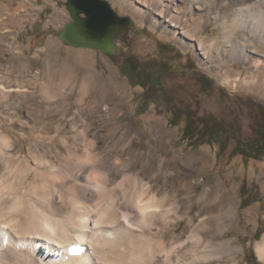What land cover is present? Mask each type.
<instances>
[{"label":"bare ground","instance_id":"1","mask_svg":"<svg viewBox=\"0 0 264 264\" xmlns=\"http://www.w3.org/2000/svg\"><path fill=\"white\" fill-rule=\"evenodd\" d=\"M135 1L188 35L201 24L193 12L200 0L183 7ZM226 1L230 18L220 21V32L240 60L245 43L234 33L264 45V0ZM34 81L0 76V264H239L242 246L224 238L235 203L215 178L206 186L205 157L173 148L160 122L141 139L129 121L124 138L114 139L118 107L126 106L101 78L91 79L98 100H87V118L81 108H65L71 96L57 98L51 86L58 83L40 81L36 92L26 83ZM109 100L111 108L97 104ZM110 110L116 123L105 139L89 120ZM255 248L264 260V235Z\"/></svg>","mask_w":264,"mask_h":264},{"label":"rangeland","instance_id":"2","mask_svg":"<svg viewBox=\"0 0 264 264\" xmlns=\"http://www.w3.org/2000/svg\"><path fill=\"white\" fill-rule=\"evenodd\" d=\"M64 1L0 0V76L15 79L36 76L38 83L53 80L58 83L51 86L57 98L71 96L65 108L69 111L81 108L86 118L93 112L86 106L87 100H98L91 79L105 80L109 90L126 106L118 107L120 125L117 130L114 128L113 138H124L122 133L129 121L141 139L152 125L160 122L169 132L173 148L205 157L209 166L206 186L215 178L236 207L234 223L224 238H232L236 245L242 246L237 256L239 264H264L255 248L264 235V157L244 161L240 154L229 156L234 146L231 138L221 153L217 144L196 146L181 138L186 112L227 121L234 117L243 136L252 135L250 129L259 118L246 98L264 104V45L251 46L247 39L234 33L245 43L242 48L246 56L240 60L233 56L219 25L221 20L230 18V10L222 6L230 1L223 0L217 5L209 0L194 3L193 12L201 13V24L193 35H188L182 26L173 25L167 16L155 14L151 7L138 1L108 0L118 14L131 18L126 36L117 41L108 56L97 48L72 46L59 38V30L71 20ZM188 1L175 0V3L183 7ZM26 83L30 91L39 92L40 84L36 81ZM36 95L40 99V93ZM97 104L106 109L113 107L110 100ZM172 117L177 124L171 123ZM89 121L96 133L107 139L105 135L109 127H114L116 117L110 110ZM241 190L245 207H240ZM186 220L187 217L178 223L177 231Z\"/></svg>","mask_w":264,"mask_h":264},{"label":"trees","instance_id":"3","mask_svg":"<svg viewBox=\"0 0 264 264\" xmlns=\"http://www.w3.org/2000/svg\"><path fill=\"white\" fill-rule=\"evenodd\" d=\"M247 104L257 115L259 120L256 125L251 127L252 135L243 136L241 126L236 122L234 117L228 121L222 117L206 115L195 117L191 113L186 112L185 123L182 127L181 138L187 139L191 145H199L207 143L209 145L217 144L218 152H224L231 138L234 146L229 151V156L240 154L244 161L249 158L259 160L264 157V104L256 102L253 98H246ZM177 124L174 118L171 123ZM241 202L240 207H245L247 203L243 190L240 191Z\"/></svg>","mask_w":264,"mask_h":264},{"label":"water","instance_id":"4","mask_svg":"<svg viewBox=\"0 0 264 264\" xmlns=\"http://www.w3.org/2000/svg\"><path fill=\"white\" fill-rule=\"evenodd\" d=\"M71 21L59 30V38L72 45L106 49L131 24L108 0H65Z\"/></svg>","mask_w":264,"mask_h":264},{"label":"flooded vegetation","instance_id":"5","mask_svg":"<svg viewBox=\"0 0 264 264\" xmlns=\"http://www.w3.org/2000/svg\"><path fill=\"white\" fill-rule=\"evenodd\" d=\"M71 21V20H70ZM69 21V22H70ZM69 22H67V23H69ZM67 23H65L64 25H63V27L67 24ZM126 36V29H125V31L124 32H122L120 35H118V36H116L114 39H113V43H112V45H109L106 49H102V48H97V49H99V50H101L103 53H105V54H107L108 56H110L111 54H112V51H113V49H115V45L117 44V41L119 40V39H123L124 37ZM64 42V41H63ZM66 43V42H65ZM68 44V43H67ZM70 45V44H69ZM112 47V48H111ZM114 47V48H113Z\"/></svg>","mask_w":264,"mask_h":264},{"label":"snow or ice","instance_id":"6","mask_svg":"<svg viewBox=\"0 0 264 264\" xmlns=\"http://www.w3.org/2000/svg\"><path fill=\"white\" fill-rule=\"evenodd\" d=\"M124 204H125V206L126 207H131V205L129 204V202L127 201V200H125L124 202H123ZM146 211H158V209H147ZM135 213H134V210H133V215H134Z\"/></svg>","mask_w":264,"mask_h":264}]
</instances>
